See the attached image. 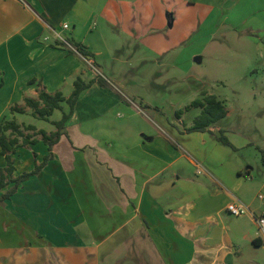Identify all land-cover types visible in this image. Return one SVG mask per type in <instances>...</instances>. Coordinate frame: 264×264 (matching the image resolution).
I'll use <instances>...</instances> for the list:
<instances>
[{
	"label": "crops",
	"instance_id": "crops-1",
	"mask_svg": "<svg viewBox=\"0 0 264 264\" xmlns=\"http://www.w3.org/2000/svg\"><path fill=\"white\" fill-rule=\"evenodd\" d=\"M152 1L200 7L210 40L224 28L223 42L239 38L244 52L254 46L264 56V0ZM135 12L130 0H0V124L34 126L23 134L37 139L11 154L13 176L49 157L0 203V264H264V234L255 221L264 198L255 195L258 182L243 157L214 134L152 117L148 111L157 107L138 95L137 87L147 89L135 80L147 71L146 39L137 36L140 23L111 21L112 14H129L128 20ZM55 33L90 56L73 52ZM138 42L136 55L124 51ZM96 77L107 84L94 82L80 93L65 134L49 151L36 132H53L62 113L49 121L34 117L24 105L38 95L29 82L68 98L77 78ZM15 105L24 112H11ZM5 164L0 155V169ZM234 200L250 214L229 215Z\"/></svg>",
	"mask_w": 264,
	"mask_h": 264
},
{
	"label": "rangeland",
	"instance_id": "rangeland-1",
	"mask_svg": "<svg viewBox=\"0 0 264 264\" xmlns=\"http://www.w3.org/2000/svg\"><path fill=\"white\" fill-rule=\"evenodd\" d=\"M130 5L136 8L130 19L124 20L129 14L115 13L111 21L121 17L123 23H140L141 28L136 29V33L146 39L141 44L146 43L147 71L138 72L135 80L138 86L147 85V89L137 87L138 95L158 108L150 109L149 115L162 117L170 126L182 128L175 111L200 97L201 92L206 91L224 101L227 116L215 126L232 146L227 147L241 155L246 167L251 168V176L258 182L255 195L264 198V189L259 188L264 178L263 52H258L254 46L252 50L248 48V53L244 52L239 38L223 42L224 28L221 35L210 40V30L202 26L205 18L200 7H187L183 2L167 7L147 0H130ZM143 6L147 9L141 11ZM96 23H100L99 20ZM104 31L107 33L105 28ZM105 35L111 42L109 33ZM138 44L130 43L124 51L136 55L141 49L140 42ZM195 56H199L201 62H194ZM107 75L112 77L109 72ZM198 113L193 109L184 114V123L191 124ZM19 117L31 121L29 117ZM37 122L35 125L47 126ZM231 141L244 146L238 150Z\"/></svg>",
	"mask_w": 264,
	"mask_h": 264
},
{
	"label": "trees",
	"instance_id": "trees-1",
	"mask_svg": "<svg viewBox=\"0 0 264 264\" xmlns=\"http://www.w3.org/2000/svg\"><path fill=\"white\" fill-rule=\"evenodd\" d=\"M71 44L82 56H90V53L84 46L76 43ZM94 82H98L103 86L107 84L101 77H96V79H93L88 83H84L80 78H77L74 82V90L68 98H65L61 92H56L54 94L47 93L45 90L40 88V82H36L35 80H31L29 82L30 84L36 83L38 95L36 100L24 98V105L31 109L34 117L40 120L49 121V117L54 111H61L62 113L60 120L52 122L55 127L53 132L50 134H47L43 130L36 132V134L40 135L39 139L47 145L49 151L52 150L53 146L59 141L60 137L65 134V123L70 117L80 93ZM63 103H66L69 106L67 112H65L62 107ZM148 107L149 106H147V108ZM155 109L158 110V108ZM193 109L199 110V113L193 118L190 126L187 127L183 123L184 130L186 132H208L214 134L217 130V135H215L216 139L223 145L231 146L223 132L215 126L218 121L227 116V110L222 100H219L213 94L203 91L201 92L200 97L192 100L183 108L176 110L175 116L177 119H181L184 114ZM10 111L23 113L24 107H18L15 105L10 108ZM23 130L35 132V127L31 125L19 126L13 121H3L0 124V155L4 156L6 161L5 166L0 169V192L6 190L10 184H13L11 188L7 189L0 195V203L10 198L15 193L18 184L36 175L45 166L49 159L48 156L45 157L43 162L39 165H35L31 172L23 173L17 177L13 176L15 167L11 154L15 152L16 148L35 143L37 141L36 138L32 140L31 136L24 135ZM7 132L9 133L8 136L5 134ZM19 137H22L21 143L19 141ZM262 161L264 164V157Z\"/></svg>",
	"mask_w": 264,
	"mask_h": 264
},
{
	"label": "built area",
	"instance_id": "built-area-1",
	"mask_svg": "<svg viewBox=\"0 0 264 264\" xmlns=\"http://www.w3.org/2000/svg\"><path fill=\"white\" fill-rule=\"evenodd\" d=\"M19 2L23 3V0H18ZM68 26L66 24L63 25V29H67ZM56 36H57V39L66 47H68L70 50H72L73 52L75 53H78V50L72 46L63 36H61V34H58V33H55ZM87 63L93 67V64L91 61H89V58H88V61ZM196 167H197V172L199 173L201 171V166L200 164H196ZM259 198H262L261 196H259ZM226 212L231 215V216H234V217H241L243 215H246V214H250V211L248 209L247 206H245L244 204H242L241 202L237 201V200H234V201H231L230 203L227 204L226 206ZM255 221L257 223V227L259 229V231L264 234V213L255 217Z\"/></svg>",
	"mask_w": 264,
	"mask_h": 264
},
{
	"label": "water",
	"instance_id": "water-1",
	"mask_svg": "<svg viewBox=\"0 0 264 264\" xmlns=\"http://www.w3.org/2000/svg\"><path fill=\"white\" fill-rule=\"evenodd\" d=\"M194 62L199 63L200 62V58L199 57L194 58Z\"/></svg>",
	"mask_w": 264,
	"mask_h": 264
}]
</instances>
